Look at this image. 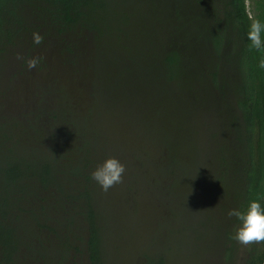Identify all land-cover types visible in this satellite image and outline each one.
<instances>
[{
  "label": "trees",
  "instance_id": "1",
  "mask_svg": "<svg viewBox=\"0 0 264 264\" xmlns=\"http://www.w3.org/2000/svg\"><path fill=\"white\" fill-rule=\"evenodd\" d=\"M255 19L264 22V9ZM250 22L244 0H0V78L10 54L29 61L40 53L37 71L48 68L51 89L64 95L42 121L38 113L26 122L14 115L17 127L0 139V264H102V206L130 193L139 203L133 177L148 172L163 204L171 196L185 202L194 178L208 184L204 209L223 219L218 246L227 244L223 264H233L239 221L228 210L251 199L264 205V49L250 46ZM221 29L236 38L231 76L222 71L229 36ZM60 66L89 85L85 97L71 99ZM40 77L30 79L33 88H42ZM96 98L123 116L93 128ZM185 135L204 153L190 159ZM181 153L197 159L190 171ZM110 156L125 170L104 191L90 173ZM250 245L239 264H263V241Z\"/></svg>",
  "mask_w": 264,
  "mask_h": 264
},
{
  "label": "rangeland",
  "instance_id": "2",
  "mask_svg": "<svg viewBox=\"0 0 264 264\" xmlns=\"http://www.w3.org/2000/svg\"><path fill=\"white\" fill-rule=\"evenodd\" d=\"M244 3L250 21L257 17L260 10L264 9V0H244ZM217 32L216 30L214 34L217 35ZM219 34L222 39L229 36V39L220 48H225V62L222 71H227L231 76L230 73H234L236 67L235 49L237 46L232 42L236 38H233L232 33H228L226 36L225 29L223 31L221 29ZM47 48L51 50V46ZM208 51L213 53L211 49ZM46 55V59H49V52ZM33 59L38 65H41L40 60L42 64L44 63V58L40 53H37L31 60ZM19 62L21 63L19 64ZM26 66L27 69L20 72ZM1 68L5 73L0 78V139H3L4 133L9 136V132H14V126L17 127V123L10 121L14 115L17 119L26 122L27 117H32L38 113L42 121L43 118H41L40 113L50 107L53 103L52 100L57 96L60 97L62 93L60 90L51 89L55 84L47 82V77H50L51 74L45 70L46 67L42 70L43 72H38L36 67H32L31 71L34 75L29 72L31 68L28 67V59H25V55L19 60L10 54L6 60L1 62ZM59 69L61 75L59 80L63 78L66 81L71 99L74 102H76L75 100L79 101L78 96L83 86L89 88V85L80 78L75 81L76 75L65 72L61 66ZM37 76H42L37 81V84L42 88L35 89L32 87L33 83L30 79ZM6 79L11 80V82L7 83ZM224 80L227 82L226 87L231 91L229 87L231 81H228L227 78ZM57 84L61 85L59 82ZM81 96L85 97L86 95L81 94ZM227 101L230 105L236 106L237 104L233 96L228 97ZM93 103L95 112L101 113L96 118L91 119L93 128H105L103 123L114 122L115 118L123 116V111L107 107V102L104 99L96 98ZM111 110L113 115L109 112ZM217 111L220 113V108ZM174 113L177 114L176 111ZM211 121L213 119L208 121L209 125H211ZM2 123H6V128L1 125ZM107 126L113 128L115 125L108 124ZM128 128L127 124L124 130ZM185 138L188 141H186L188 143L187 154L190 159L194 152L195 154L204 153V147L194 143L195 136L185 135ZM196 151L198 152L196 153ZM181 154L186 170L190 171L191 165L197 164V159H193L191 162L185 154ZM150 175L151 173L148 172L146 176L140 179L133 177L135 184L140 186L139 203L133 200L134 196L132 197L130 193L125 195L127 200L118 201L119 204L117 202L103 204L102 211L106 218V233L104 232L102 236V264H148V257L160 261L161 264H223L226 260L225 247L227 244L218 246L221 244L218 239L219 236L223 241V219H220L219 215H214L215 207L211 206L214 208L212 210L213 217H211V213L207 216L204 209L203 191L207 189L208 184L205 186V181L190 177L193 184L187 190H190L188 194H192V197L190 198L188 195L185 202H180L178 198L171 196L172 200L168 204H163L164 192L156 190L154 186L149 184L150 181L147 179ZM137 179L140 181L138 182ZM168 182L170 183L171 180ZM183 192L184 188L178 190V193ZM178 193L175 194L176 197ZM227 229L230 232V229ZM232 232L235 231L232 229ZM251 243L244 245L237 242L238 246L228 252L232 254L233 264H239L243 261L247 247H250Z\"/></svg>",
  "mask_w": 264,
  "mask_h": 264
},
{
  "label": "clouds",
  "instance_id": "3",
  "mask_svg": "<svg viewBox=\"0 0 264 264\" xmlns=\"http://www.w3.org/2000/svg\"><path fill=\"white\" fill-rule=\"evenodd\" d=\"M264 22L253 18L248 25L246 33L250 46L257 50L264 49ZM36 61L29 60L28 67H35ZM124 164L116 157H106L90 173L92 179L100 186L101 190L107 191L114 184L122 180ZM227 215L234 216L239 224L231 238L247 245L251 242L264 241V205L259 199H251L246 207L241 209H229Z\"/></svg>",
  "mask_w": 264,
  "mask_h": 264
},
{
  "label": "flooded vegetation",
  "instance_id": "4",
  "mask_svg": "<svg viewBox=\"0 0 264 264\" xmlns=\"http://www.w3.org/2000/svg\"><path fill=\"white\" fill-rule=\"evenodd\" d=\"M81 93V92H80ZM82 94V93H81ZM233 234H234V232H233ZM223 236H224V234H223ZM264 242V241H263ZM258 246H259V244H258ZM264 261V257H263V260H262V262Z\"/></svg>",
  "mask_w": 264,
  "mask_h": 264
}]
</instances>
